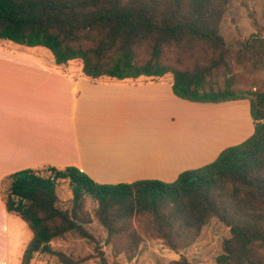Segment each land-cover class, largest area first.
<instances>
[{
  "label": "trees",
  "instance_id": "16d2710c",
  "mask_svg": "<svg viewBox=\"0 0 264 264\" xmlns=\"http://www.w3.org/2000/svg\"><path fill=\"white\" fill-rule=\"evenodd\" d=\"M229 0H0V39L47 49L56 64L78 63L93 81L168 78L173 93L194 102L248 99L253 132L211 162L171 182L140 179L99 183L74 166L10 174L3 197L8 213L30 232L19 264L49 253L61 264H80L54 248L68 234L96 242L95 218L114 257L127 264L146 238L173 251L191 246L215 217L229 227L216 264H264V37L237 46L220 33ZM250 83L245 88L237 79ZM58 181L72 195L63 201ZM87 198L95 205L88 209ZM99 264L108 262L95 248ZM170 264H195L181 256Z\"/></svg>",
  "mask_w": 264,
  "mask_h": 264
},
{
  "label": "crops",
  "instance_id": "0c3cea01",
  "mask_svg": "<svg viewBox=\"0 0 264 264\" xmlns=\"http://www.w3.org/2000/svg\"><path fill=\"white\" fill-rule=\"evenodd\" d=\"M41 48L0 42V236H30L4 205L16 171L74 166L99 183L171 182L253 132L248 99H182L168 78L93 81Z\"/></svg>",
  "mask_w": 264,
  "mask_h": 264
},
{
  "label": "rangeland",
  "instance_id": "374dc122",
  "mask_svg": "<svg viewBox=\"0 0 264 264\" xmlns=\"http://www.w3.org/2000/svg\"><path fill=\"white\" fill-rule=\"evenodd\" d=\"M220 33L229 45L237 46L251 34L256 33L264 37V0H229L223 20L220 23ZM0 42L14 44L7 39H0ZM23 47V46H21ZM42 49V48H41ZM45 52L47 50L43 49ZM70 69H77L78 63H70ZM238 76L241 84L245 88L250 87V83L243 82ZM44 175L49 171L43 170ZM10 179L2 184L3 197ZM57 191L63 201H68L72 195V189L68 181H58ZM95 205L94 201L87 198L86 206L88 209ZM15 218L11 221L21 223L20 219ZM1 222H5V217L1 215ZM14 228V226H11ZM88 231L94 236L96 242L78 236L68 234L63 239L54 240L52 246L64 252L74 259L90 256L80 264H99V258L95 248L102 250L108 262L116 259L120 264H127L124 255L114 257L110 245L106 243V229L94 218L86 226ZM30 236H0V260L5 259L10 264H19L22 250ZM230 237L229 227L225 226L219 219L213 217L202 228L199 237L189 247L173 251L168 248L160 239L146 238L141 246L139 253L132 260L133 264H170L172 260H177L181 256L195 264H216V257L222 252V245L225 239ZM30 264H61L57 257L49 253H36Z\"/></svg>",
  "mask_w": 264,
  "mask_h": 264
},
{
  "label": "built area",
  "instance_id": "2783aa9c",
  "mask_svg": "<svg viewBox=\"0 0 264 264\" xmlns=\"http://www.w3.org/2000/svg\"><path fill=\"white\" fill-rule=\"evenodd\" d=\"M0 264H10V262H8L7 260H3L0 262Z\"/></svg>",
  "mask_w": 264,
  "mask_h": 264
}]
</instances>
